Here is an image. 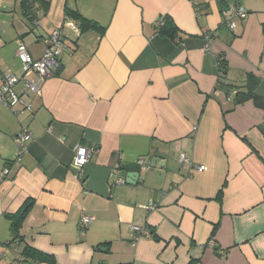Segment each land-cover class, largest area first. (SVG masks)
I'll return each instance as SVG.
<instances>
[{
    "label": "crops",
    "instance_id": "obj_1",
    "mask_svg": "<svg viewBox=\"0 0 264 264\" xmlns=\"http://www.w3.org/2000/svg\"><path fill=\"white\" fill-rule=\"evenodd\" d=\"M38 1L32 27L21 0H0V88L7 71L37 81L20 44L38 59L60 30L66 46L39 94L14 87L30 112L0 105V264H264V0H236L244 19L227 0ZM66 7L95 26L75 34ZM249 76L256 85L237 103ZM21 132L31 139L19 156ZM78 144L94 148L79 179ZM140 160L158 162L145 172ZM116 169L137 181L118 183ZM28 203L13 241L7 216ZM81 215L92 219L84 230ZM130 225L150 235L132 245Z\"/></svg>",
    "mask_w": 264,
    "mask_h": 264
},
{
    "label": "built area",
    "instance_id": "obj_2",
    "mask_svg": "<svg viewBox=\"0 0 264 264\" xmlns=\"http://www.w3.org/2000/svg\"><path fill=\"white\" fill-rule=\"evenodd\" d=\"M226 9L228 13H230L231 17H236L240 19L246 18V13L243 9L236 3V0H227L226 1ZM165 17H160L157 21V27H161L163 25ZM32 25L34 27L40 26V21L38 17H34L32 20ZM226 27L233 31L235 25L228 21L226 22ZM72 31L79 35V30L73 24L71 25ZM209 35L205 36L206 42L209 40ZM65 36L60 30H55L52 32L46 39H45V49L42 56L38 59H33L31 55L28 53L26 48L20 44L16 50V57L20 61L23 70L27 72H34L36 73L37 81L36 82H28L22 77H17L10 71H7L1 74V88H0V105L3 106L5 109L12 111L15 113V109L23 108L30 112V106L27 107L24 105L22 98L14 92V87L19 82H24V90L28 93L37 95L39 94L42 85L45 79L51 74L52 69L58 68V58L60 53L66 48L64 42ZM205 49H208V45L206 43ZM220 72L218 73V80H219ZM220 84H224V80H219ZM31 135L29 132H21L18 133L14 137V143L18 148V155H22L24 152L27 151V143L30 141ZM94 152L93 147H88L84 145H76L73 149V157L71 160V168L75 172V177L79 179V174L83 171L85 165L89 162L92 154ZM180 163H187L190 164L189 159L186 157L184 153L180 154L179 157ZM139 167L144 169L149 168L151 163L140 160L137 162ZM193 166V165H192ZM197 171H202V167H195ZM8 170L5 169L2 172V176H7ZM113 176L117 177V182L120 184H124L125 180L122 177V172L119 169H116L112 172ZM156 208V205L153 202H149L147 205L143 206L142 209L145 211H152ZM92 219L88 216L81 215L78 221V228L84 230L88 227ZM130 231L132 232L131 235V243L134 245L140 237L150 235V231L145 226H136L130 225Z\"/></svg>",
    "mask_w": 264,
    "mask_h": 264
},
{
    "label": "trees",
    "instance_id": "obj_3",
    "mask_svg": "<svg viewBox=\"0 0 264 264\" xmlns=\"http://www.w3.org/2000/svg\"><path fill=\"white\" fill-rule=\"evenodd\" d=\"M37 1L38 0H21L23 12L29 20H31L30 16H32V14H33L32 13V11H33L32 5H33V3L37 2ZM38 2L40 3V1H38ZM222 3L223 2L221 1L220 2L221 7L223 5ZM64 13H65L66 18H71L72 20H74L75 22L78 23V26H80L79 27L80 32H83V30L86 28H90V27L95 26V23L84 19L79 13H77L76 11L71 10L67 7L65 8ZM158 30L160 33H162V34L166 35L167 37L173 39L175 30H174L173 25L171 24V22L168 19L164 18L163 25L161 27H158ZM262 31L264 33V24L262 26ZM219 62H220L219 63V70H218L220 72L219 80H224V84H220V81L218 80V83H219L218 87L228 94V93H230L231 89L226 84L225 79H224L225 71H226V67H225L226 64L222 59ZM247 80H248V83H247L246 91L239 92V93L237 92V94H236V97H235L236 100L235 101L237 103H241L244 100L248 99L249 95L251 94L252 90L254 89V87L256 85L255 78L249 76ZM123 169L124 168L121 167V170H123ZM29 205H30L29 203L25 204L16 214L7 216V218H9V220H10V230L12 231V234H13V241L18 237L20 225H21L23 219L25 218V215L29 209ZM28 253H31L30 250L25 248L23 255H25V254L27 255ZM37 256L42 261H45V262L50 263V264H54L53 260L51 258H49L48 256H44V255H37Z\"/></svg>",
    "mask_w": 264,
    "mask_h": 264
},
{
    "label": "water",
    "instance_id": "obj_4",
    "mask_svg": "<svg viewBox=\"0 0 264 264\" xmlns=\"http://www.w3.org/2000/svg\"><path fill=\"white\" fill-rule=\"evenodd\" d=\"M32 13H33L32 16H30V18H31V20H30L31 24H32V20H33V18H34V17H37V14H38L37 8L34 7V6H33V11H32ZM32 27H34V26L32 25ZM157 162H158V161L155 160L154 163L151 164L149 168H146V169H145V172H148V171H150V170L152 169V167H155V165H156ZM161 165H162V164H161ZM121 176L124 177V178H126V179H125V182H126L127 184H129L130 182H133V183H134V182L137 181L138 173H137V172L128 173V174L122 173Z\"/></svg>",
    "mask_w": 264,
    "mask_h": 264
}]
</instances>
